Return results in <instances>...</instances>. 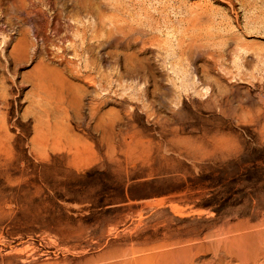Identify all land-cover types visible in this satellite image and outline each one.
<instances>
[{"label":"rangeland","instance_id":"374dc122","mask_svg":"<svg viewBox=\"0 0 264 264\" xmlns=\"http://www.w3.org/2000/svg\"><path fill=\"white\" fill-rule=\"evenodd\" d=\"M4 98L0 264L74 261L63 238L85 233L90 257L264 264V0H0Z\"/></svg>","mask_w":264,"mask_h":264},{"label":"bare ground","instance_id":"6f19581e","mask_svg":"<svg viewBox=\"0 0 264 264\" xmlns=\"http://www.w3.org/2000/svg\"><path fill=\"white\" fill-rule=\"evenodd\" d=\"M6 45H8L9 42H4ZM36 49L35 45H32L28 42H20L15 48L14 51L10 55L6 57V68L8 74L12 75L14 78L18 76V68L24 66L29 61L33 60V56L31 57L30 54ZM5 48V52H6ZM16 55V57H14ZM19 90L23 88V84L21 85H15ZM147 92V91H145ZM6 101L7 98H4L2 101V107L0 111H3L6 107ZM130 108H133V106H130ZM137 109H132L128 111V118H129V127H131V130H137V125H135L136 118L139 119V113L136 112ZM264 110V109H263ZM90 118L93 120L95 118L94 108H91ZM145 115L148 116V122L151 125H159L161 124V120L159 116L152 110L144 112ZM264 111L262 113L261 118L258 121L259 125L264 124ZM3 125H5V122H2ZM163 127H161V131L158 133L162 138V149L161 153L163 156L173 157L175 159H187V152L183 146V143L181 141H173L174 139H170L168 134ZM131 132V131H130ZM127 137L124 139V147L126 151L124 152L130 159H138V160H144L145 156H137L140 155V147L135 146V139H133V135H131L129 132L127 133ZM87 145H81L76 146L74 150V156L82 157L85 155V152L87 150ZM146 148V147H143ZM89 149L94 152V150L89 146ZM88 158H91V156H88ZM90 233L85 234H74L64 236L62 245L66 250V253L68 254H74L76 256V260L74 261H67L66 259L58 262H52L49 264H113L116 262V257L118 258V264H137L138 262L142 261L143 258L141 257L142 252L144 250H141L139 248L132 247L130 250H123L120 252V249L116 250L113 253H104L97 257H90L89 254L91 253L90 247H84L81 244V241L84 239L85 236H88ZM72 242L74 244H72ZM65 257V255H64ZM131 257V258H129ZM125 258L124 260H122ZM129 258V259H127ZM122 260V261H121ZM48 264V263H45Z\"/></svg>","mask_w":264,"mask_h":264}]
</instances>
